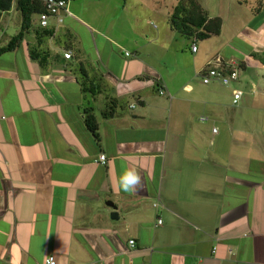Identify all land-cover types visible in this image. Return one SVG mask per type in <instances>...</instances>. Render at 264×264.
I'll return each instance as SVG.
<instances>
[{"label": "crops", "instance_id": "crops-1", "mask_svg": "<svg viewBox=\"0 0 264 264\" xmlns=\"http://www.w3.org/2000/svg\"><path fill=\"white\" fill-rule=\"evenodd\" d=\"M66 1L0 57V264H264V101L223 133L195 121L200 105L225 114L220 83L202 81L210 64L244 71L232 96L264 92L247 76L264 77L251 58L264 51L263 13L223 23L251 51L227 65L200 58L195 40L181 47L169 26L127 22L129 0ZM18 20L19 33L20 14L3 16L0 44ZM125 167L141 177L134 192L117 186Z\"/></svg>", "mask_w": 264, "mask_h": 264}, {"label": "rangeland", "instance_id": "rangeland-1", "mask_svg": "<svg viewBox=\"0 0 264 264\" xmlns=\"http://www.w3.org/2000/svg\"><path fill=\"white\" fill-rule=\"evenodd\" d=\"M199 4L204 8L209 7V10L205 9V11H208L211 15L217 12V17L221 16L224 20L223 23H226V19H230L232 16L235 18V27L239 28V25H244L247 21L245 19L246 10L250 9V7L243 6L242 4L236 5L235 2L239 3L241 0H197ZM141 2V3H138ZM143 2V3H142ZM180 0H129V11H127L126 16H123L122 18L126 20L127 22L130 21V19L138 20V18H141L139 20L140 22H144L146 19L150 18L151 21H153V25L156 26V28L165 29L167 26H169V19L171 17L170 13L171 11H174V8L178 5ZM144 4V5H143ZM205 5V6H204ZM133 7V8H132ZM207 12V13H208ZM243 13V14H239ZM170 15V16H169ZM239 15V19H238ZM121 17V16H120ZM20 29V23L15 22V24L11 25V27L6 31L7 38L5 37V40L2 44H0V47L6 46L9 41L18 33ZM223 33L221 36H215L212 37L209 40L206 41H200L198 40V44L201 46L202 53L201 57H210L212 55V59L215 60V62H224L227 65H230L231 63L235 62L238 65H240L243 61L246 55L251 54V51L249 47L239 43L235 40V36H232L230 34V29L225 26H223ZM141 32V29L139 30ZM154 33L153 31H151ZM178 34V33H176ZM181 36V35H179ZM234 37V38H233ZM184 38V37H182ZM237 39V38H236ZM180 46L184 47L185 44H190L189 40L184 38L179 41ZM185 59H188V55L183 56ZM180 57H178L179 59ZM174 59V57H173ZM240 68V67H239ZM264 73V72H263ZM244 75V71L239 70V78ZM249 79H251L254 82H257L259 84L260 89H264V77L259 75V71L252 70L248 73ZM240 80V79H239ZM240 82V81H238ZM237 82V83H238ZM201 84L202 81H201ZM211 86V85H210ZM222 85H218L217 90L219 92H225L227 97V104H225V114L218 116L209 109H207V106L200 105L199 109L196 114L195 121L200 126H211V124L214 122L216 124V129L221 130L222 133L224 131V128L226 130L227 123L231 119H235L237 124L243 123L245 118H251V114L246 111H238L240 107H244L247 109V107H257L262 106L260 104L262 101H264V98H262L264 92L260 90L257 97L250 98L248 96H244L243 100L240 102V105L234 106L232 104V90L238 89L243 92L246 91V88L241 86H234L233 84L228 87H221ZM259 98H262L261 100H258ZM250 110V108H249ZM235 116V117H234ZM202 117L208 118L210 121L203 123L200 121ZM230 118V119H228ZM194 121V122H195ZM218 127V128H217ZM228 129V128H227ZM207 145L210 143V138L206 140ZM222 149H225V147H221ZM227 150V148L225 149Z\"/></svg>", "mask_w": 264, "mask_h": 264}, {"label": "trees", "instance_id": "trees-1", "mask_svg": "<svg viewBox=\"0 0 264 264\" xmlns=\"http://www.w3.org/2000/svg\"><path fill=\"white\" fill-rule=\"evenodd\" d=\"M239 3L245 6L248 5L255 16L263 13L260 23L264 24V0H241ZM12 9L20 14L21 30L6 46L0 47V57L6 53L15 51L23 43L31 30H33L34 18L46 12V7L40 0H0V22L3 16ZM169 27L173 32L188 40L206 41L212 37L221 35L223 21L221 18H210L207 11L204 10L197 0H180L171 14ZM49 33L47 31L46 35H49ZM29 51L32 59H40L35 56L32 49ZM251 58L264 67V51L262 53H252ZM41 59L42 65L44 56ZM239 70L241 69L239 68ZM87 125L89 130L98 137V124L94 115H88Z\"/></svg>", "mask_w": 264, "mask_h": 264}, {"label": "built area", "instance_id": "built-area-1", "mask_svg": "<svg viewBox=\"0 0 264 264\" xmlns=\"http://www.w3.org/2000/svg\"><path fill=\"white\" fill-rule=\"evenodd\" d=\"M44 3L46 7V12L38 15L39 18V27L43 29L49 28V21L53 17H58L61 12L67 11V1L66 0H40ZM61 22V21H60ZM196 41V40H195ZM198 51L196 42L193 43L192 52L196 53ZM126 56H130V54H126ZM65 59L70 60L72 59V53L66 52L64 54ZM202 81L204 84L209 85L213 82H219L222 86L229 87L234 83L239 81V67L233 66H226L221 65L219 63L212 65L210 64L208 68L202 74ZM161 95L164 92L160 93ZM243 97V92L241 91H234L233 93V104L237 105ZM209 119L206 117L201 118V122L206 123ZM218 129L214 128L213 133L216 134ZM99 162L103 165H106V156L101 155L99 157ZM158 207V205H155ZM162 221H158V225H161ZM129 245L131 248H135L136 243L135 241H130ZM56 264L55 258L50 257L46 264Z\"/></svg>", "mask_w": 264, "mask_h": 264}, {"label": "clouds", "instance_id": "clouds-1", "mask_svg": "<svg viewBox=\"0 0 264 264\" xmlns=\"http://www.w3.org/2000/svg\"><path fill=\"white\" fill-rule=\"evenodd\" d=\"M117 186L125 192H134L142 186L141 177L134 168L125 167L118 177Z\"/></svg>", "mask_w": 264, "mask_h": 264}, {"label": "water", "instance_id": "water-1", "mask_svg": "<svg viewBox=\"0 0 264 264\" xmlns=\"http://www.w3.org/2000/svg\"><path fill=\"white\" fill-rule=\"evenodd\" d=\"M109 205L112 206L115 209V207L113 206V204H109ZM115 211H116V209H115ZM112 219H114V220H118L119 219V216H118V213L117 212H114L112 214Z\"/></svg>", "mask_w": 264, "mask_h": 264}]
</instances>
